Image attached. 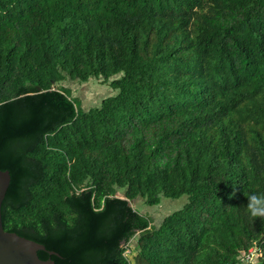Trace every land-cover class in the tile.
Returning <instances> with one entry per match:
<instances>
[{
    "label": "trees",
    "instance_id": "1",
    "mask_svg": "<svg viewBox=\"0 0 264 264\" xmlns=\"http://www.w3.org/2000/svg\"><path fill=\"white\" fill-rule=\"evenodd\" d=\"M93 79L117 93L87 111L64 83ZM0 170L4 229L44 261L237 264L258 243L264 264L247 211L264 194V0H0ZM184 196L158 227L131 204Z\"/></svg>",
    "mask_w": 264,
    "mask_h": 264
},
{
    "label": "rangeland",
    "instance_id": "2",
    "mask_svg": "<svg viewBox=\"0 0 264 264\" xmlns=\"http://www.w3.org/2000/svg\"><path fill=\"white\" fill-rule=\"evenodd\" d=\"M64 85L73 91V96L81 101L82 108L87 111L98 107L104 99L113 97L117 93V91L108 84H103L95 79L88 83H79L78 81L69 80L65 82ZM122 196V193L118 194V197ZM187 202L188 197L184 196L176 200L163 197L161 203L157 206H148L141 198L131 202V204L134 208L138 209L139 212L152 218L153 225L158 227L166 217L180 211ZM136 244V240H133L126 252V255L130 259L135 256L134 247Z\"/></svg>",
    "mask_w": 264,
    "mask_h": 264
},
{
    "label": "water",
    "instance_id": "3",
    "mask_svg": "<svg viewBox=\"0 0 264 264\" xmlns=\"http://www.w3.org/2000/svg\"><path fill=\"white\" fill-rule=\"evenodd\" d=\"M11 182L10 172L0 170V264H56L53 260L44 261L39 257V252H48L44 245L5 231L2 207ZM49 254L57 255L55 252Z\"/></svg>",
    "mask_w": 264,
    "mask_h": 264
},
{
    "label": "clouds",
    "instance_id": "4",
    "mask_svg": "<svg viewBox=\"0 0 264 264\" xmlns=\"http://www.w3.org/2000/svg\"><path fill=\"white\" fill-rule=\"evenodd\" d=\"M247 211L250 217H264V194L249 193L248 194Z\"/></svg>",
    "mask_w": 264,
    "mask_h": 264
},
{
    "label": "built area",
    "instance_id": "5",
    "mask_svg": "<svg viewBox=\"0 0 264 264\" xmlns=\"http://www.w3.org/2000/svg\"><path fill=\"white\" fill-rule=\"evenodd\" d=\"M262 253L261 247L258 245V243H255L252 248L240 256L238 259L239 263L237 264H259Z\"/></svg>",
    "mask_w": 264,
    "mask_h": 264
}]
</instances>
